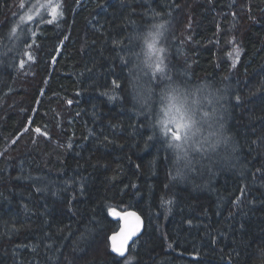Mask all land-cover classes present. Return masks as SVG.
Returning a JSON list of instances; mask_svg holds the SVG:
<instances>
[{"label":"trees","instance_id":"obj_1","mask_svg":"<svg viewBox=\"0 0 264 264\" xmlns=\"http://www.w3.org/2000/svg\"><path fill=\"white\" fill-rule=\"evenodd\" d=\"M21 3L0 0V264H264V0H60L52 23ZM160 22L164 82L137 67ZM167 83L198 100L197 139L220 133L194 171L157 124ZM129 209L145 228L122 258Z\"/></svg>","mask_w":264,"mask_h":264},{"label":"snow or ice","instance_id":"obj_2","mask_svg":"<svg viewBox=\"0 0 264 264\" xmlns=\"http://www.w3.org/2000/svg\"><path fill=\"white\" fill-rule=\"evenodd\" d=\"M47 6L51 7L52 9V20H49L48 23H52L53 20L57 19L58 16L63 15V12L59 10L61 8L60 4H57L53 7L51 0H48ZM20 7L22 9L25 8L23 0ZM36 9L37 16H39L38 9H45V11H47L45 5L42 3H37ZM153 15L158 16L160 13H153ZM21 19H23V17H21ZM33 19V15L29 14L27 16V21L32 22ZM18 29L19 25L13 27L11 29L12 34H16ZM165 30L166 23H156L152 25L151 29L146 34H142L138 37V39H141L144 44V59L141 62L143 67H140V65H137V67L140 68V71L143 72L144 75H148L149 72H151L152 78H157V74H159L160 77H162V82L172 80L171 75H169L167 72V48L163 43ZM234 51L236 53L234 61L235 65V63L239 61V53L241 50L237 46ZM26 55H28L29 60L33 59L30 53H26ZM229 55L231 56V53H229ZM24 64L25 61L21 60L20 67L23 68ZM145 69L148 71H145ZM133 79L138 80L139 76L134 77ZM113 84L116 87H119L117 81H113ZM133 88H136L135 84H133ZM152 91L154 90L149 88V95ZM136 99L139 103H148V99L143 98L142 93L138 92ZM235 99L239 100L240 97L236 96ZM189 100L190 97L187 92L181 91L176 87H172L170 83H167L165 85L164 91L161 94L162 103L160 108L162 115L157 121V124H159L160 133L164 137L169 138L167 141L168 147L175 151V159L177 164L183 161V168H188L194 171L193 153H203L208 149L215 150L220 143V133L210 132L208 136L203 137V139H197V136L202 132V129L198 126V121L195 118V110L192 105L198 104V100H193L191 104L189 103ZM209 103H212V101L209 100ZM210 115L211 114L209 112L203 113V117H209ZM220 127L223 128V125ZM35 131L40 133L41 129L36 128ZM43 134L45 136L48 135L47 132H44ZM149 139H152V137H149ZM225 142L227 141L225 140ZM182 174V170L178 168L176 175L181 176ZM165 187H167V185H165ZM172 204V199H164L161 197V207L167 206L168 211H171L170 206ZM112 214L120 217L124 223L120 228V231L109 238L111 241V251L116 253L119 257H124L128 251L129 241H131L133 237H136L140 233L143 222L141 217L136 212H125L123 214L113 212ZM134 250L135 249H133V251Z\"/></svg>","mask_w":264,"mask_h":264},{"label":"rangeland","instance_id":"obj_3","mask_svg":"<svg viewBox=\"0 0 264 264\" xmlns=\"http://www.w3.org/2000/svg\"><path fill=\"white\" fill-rule=\"evenodd\" d=\"M28 3L29 5L26 7V9L24 10V12L22 13V16L23 18H25L27 20V16L29 14L33 15V21L35 20V17H37V9H36V5L37 3H42L45 5V8L47 9V11H45V9H38L39 11V15L41 14H48L49 16H51V7H48L47 4H48V0H28ZM51 3H52V6H56L57 4H60V0H51ZM23 20V19H22ZM20 25L21 23L19 24V29H20ZM195 118L196 120L198 121V126L200 127V120L199 118L197 117L196 115V112H195Z\"/></svg>","mask_w":264,"mask_h":264},{"label":"water","instance_id":"obj_4","mask_svg":"<svg viewBox=\"0 0 264 264\" xmlns=\"http://www.w3.org/2000/svg\"><path fill=\"white\" fill-rule=\"evenodd\" d=\"M114 212H115V213H121V214H123V213H125V212H136V213L141 217L142 222H143V223H142V227H141V231H140V233H139L136 237H133L131 241H129V244H128V251L126 252V254H125V256H124V257H126V256L128 255V253H129L130 246H131V245L135 242V240H137V239L141 236V234L143 233L144 228H145V220H144L143 216H142L139 212H137L136 210H134V209H129V210H126V211H114ZM112 215H113V214H112ZM113 218H115V219H117V220L120 221V226H119V228H118L117 231H115L114 233H112V234L110 235V237H111L112 235L118 233V232L120 231V228L122 227V225H123V223H124V221H123L120 217H118V216L113 215ZM110 237H109V238H110ZM109 242H110V245H111V241H110V239H109ZM110 249H111V247H110ZM112 253H114V252H112ZM114 254H116V253H114ZM116 255H117V254H116ZM117 256H118V255H117ZM124 257H122V258H124Z\"/></svg>","mask_w":264,"mask_h":264},{"label":"clouds","instance_id":"obj_5","mask_svg":"<svg viewBox=\"0 0 264 264\" xmlns=\"http://www.w3.org/2000/svg\"><path fill=\"white\" fill-rule=\"evenodd\" d=\"M160 23H165V22H160ZM151 27H152V26H151ZM151 27L149 28V30L151 29ZM149 30H148V31H149ZM213 139H216V138H213ZM180 163H183V161H181Z\"/></svg>","mask_w":264,"mask_h":264}]
</instances>
